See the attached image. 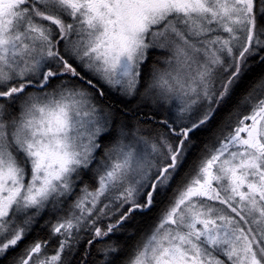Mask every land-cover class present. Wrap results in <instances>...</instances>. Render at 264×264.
<instances>
[{"label":"snow or ice","instance_id":"obj_1","mask_svg":"<svg viewBox=\"0 0 264 264\" xmlns=\"http://www.w3.org/2000/svg\"><path fill=\"white\" fill-rule=\"evenodd\" d=\"M0 264H264V0H0Z\"/></svg>","mask_w":264,"mask_h":264}]
</instances>
